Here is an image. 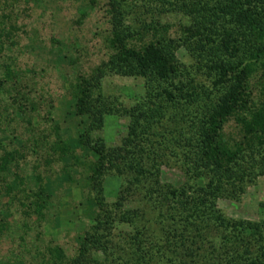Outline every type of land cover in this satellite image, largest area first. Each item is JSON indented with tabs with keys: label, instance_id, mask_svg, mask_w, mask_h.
<instances>
[{
	"label": "trees",
	"instance_id": "16d2710c",
	"mask_svg": "<svg viewBox=\"0 0 264 264\" xmlns=\"http://www.w3.org/2000/svg\"><path fill=\"white\" fill-rule=\"evenodd\" d=\"M125 1L105 0L113 12L107 60L68 80L74 114L85 117L77 136L61 138L48 112L50 130L38 132L49 153L46 165L54 155L65 161L63 169L71 159L86 167L89 200L96 206L75 255L49 245L39 264H264V219L231 218L216 205L218 197L234 198L246 181L264 174V0H156L160 13L184 18L182 35L174 39L162 35L163 25L159 33L155 24L142 23L153 38L140 43H132L116 19ZM181 46L191 52L190 67L204 68L208 88L194 83L190 67L178 62L175 50ZM1 67L7 99L0 109L12 121L21 119L20 136L27 142L40 103L10 63ZM106 70L141 78L145 86V96L123 109L125 134L111 147L91 137L107 112L99 92L93 94ZM24 156L25 151L5 150L0 137V183L7 191V174L22 185L11 169ZM170 157L182 174L179 185L159 178ZM107 172L121 180L108 210L101 186ZM36 178L34 189H20L26 215L40 216L50 196L49 186Z\"/></svg>",
	"mask_w": 264,
	"mask_h": 264
},
{
	"label": "rangeland",
	"instance_id": "374dc122",
	"mask_svg": "<svg viewBox=\"0 0 264 264\" xmlns=\"http://www.w3.org/2000/svg\"><path fill=\"white\" fill-rule=\"evenodd\" d=\"M156 3V0H138L134 5L132 0H126L122 5L123 12L116 19H120V30L131 35L132 43L153 38L152 32L141 29L142 23L155 24L159 33L163 31L159 25H163L167 29L162 33L164 36L176 39L182 35L180 22L184 18L178 13H160ZM112 13L105 0H0V77L1 63H10L19 72V79L33 90L34 100L40 103L39 111L31 117L34 135L27 142L26 135L20 136L21 119L12 121L8 110L0 109L3 147L7 151H25L18 168L11 169L21 177L22 185L12 173L5 175V181L11 185L9 191L0 183V264H39L49 245H57L66 255L74 256L80 235L96 214V206L89 200L93 193L88 194L90 190L84 178L86 167L71 164V159L63 169L65 161L54 155L46 165L44 159L49 153L41 134L44 129L50 130L46 120L48 112L61 138L77 136L85 117L74 114L67 83L76 73L89 72L107 60L112 52L106 41ZM175 54L179 63L188 68L193 65L191 52L186 47L181 46ZM189 75L194 83L208 88L204 68L190 67ZM97 87L93 94L99 92L107 112L101 129L92 132L91 137L101 138L107 147L117 146L128 122L122 111L145 96L143 80L106 70ZM6 99L7 93L0 87V104ZM231 129L230 125L225 127L226 132ZM12 134L28 147L23 149L17 139L11 138ZM49 135L52 141L54 135ZM34 138L37 146L30 152ZM75 155L82 157V152L76 150ZM88 159L92 160L93 156L89 155ZM173 161L170 157L169 164L161 167L159 178L161 182L179 185L182 174ZM36 176L42 185L49 186L50 196L40 216L26 215L25 207L20 204V189H34ZM120 182V177L113 172L103 175L101 186L106 210L117 199ZM216 205L231 218L264 219V174L246 181L234 198L218 197Z\"/></svg>",
	"mask_w": 264,
	"mask_h": 264
}]
</instances>
